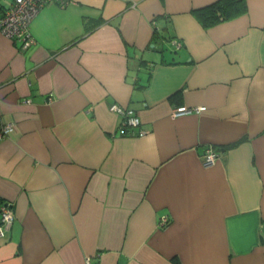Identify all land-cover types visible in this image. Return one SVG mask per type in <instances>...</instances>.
I'll list each match as a JSON object with an SVG mask.
<instances>
[{
  "label": "crops",
  "instance_id": "crops-1",
  "mask_svg": "<svg viewBox=\"0 0 264 264\" xmlns=\"http://www.w3.org/2000/svg\"><path fill=\"white\" fill-rule=\"evenodd\" d=\"M219 1L70 0L29 48L0 35V264H264V0L204 25Z\"/></svg>",
  "mask_w": 264,
  "mask_h": 264
},
{
  "label": "built area",
  "instance_id": "built-area-1",
  "mask_svg": "<svg viewBox=\"0 0 264 264\" xmlns=\"http://www.w3.org/2000/svg\"><path fill=\"white\" fill-rule=\"evenodd\" d=\"M70 0H14L12 5L3 15H0V35L21 43V47L29 48L33 40L29 35V24L33 17L48 4H58L61 7L68 5ZM110 111L123 116L122 127L127 129L139 128L141 125L140 118L130 109L121 108L118 105H112ZM190 111L185 108L178 109L174 114L180 117L188 114ZM10 126L3 128V133H12ZM143 134L141 133V136ZM217 160L216 153L208 148L203 156V165L208 168ZM12 205L9 203L0 206V239L5 238L14 223Z\"/></svg>",
  "mask_w": 264,
  "mask_h": 264
},
{
  "label": "trees",
  "instance_id": "trees-1",
  "mask_svg": "<svg viewBox=\"0 0 264 264\" xmlns=\"http://www.w3.org/2000/svg\"><path fill=\"white\" fill-rule=\"evenodd\" d=\"M244 8V0H221L197 12L204 25L226 21L237 17Z\"/></svg>",
  "mask_w": 264,
  "mask_h": 264
}]
</instances>
